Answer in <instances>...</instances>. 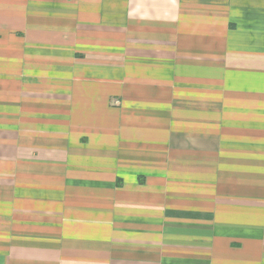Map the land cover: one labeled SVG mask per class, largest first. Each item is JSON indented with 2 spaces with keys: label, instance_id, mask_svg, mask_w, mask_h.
<instances>
[{
  "label": "crops",
  "instance_id": "0c3cea01",
  "mask_svg": "<svg viewBox=\"0 0 264 264\" xmlns=\"http://www.w3.org/2000/svg\"><path fill=\"white\" fill-rule=\"evenodd\" d=\"M0 264H264V0H0Z\"/></svg>",
  "mask_w": 264,
  "mask_h": 264
},
{
  "label": "rangeland",
  "instance_id": "374dc122",
  "mask_svg": "<svg viewBox=\"0 0 264 264\" xmlns=\"http://www.w3.org/2000/svg\"><path fill=\"white\" fill-rule=\"evenodd\" d=\"M117 104L119 105V106H118L119 108L124 109V107H120V102H117ZM117 104H116V105H117ZM150 173H151V171H150Z\"/></svg>",
  "mask_w": 264,
  "mask_h": 264
}]
</instances>
